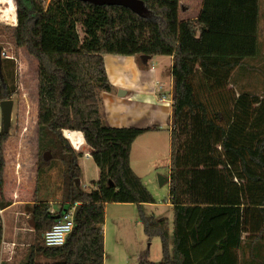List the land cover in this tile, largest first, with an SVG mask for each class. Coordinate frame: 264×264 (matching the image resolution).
<instances>
[{
  "label": "trees",
  "instance_id": "1",
  "mask_svg": "<svg viewBox=\"0 0 264 264\" xmlns=\"http://www.w3.org/2000/svg\"><path fill=\"white\" fill-rule=\"evenodd\" d=\"M141 1L142 12L81 0H51L47 7L44 0H16L13 43L39 63L38 171L54 159L64 165L60 208L52 211L46 201L25 205L35 241L22 264H104L106 205L156 202L131 164L134 141L153 127L103 120L101 93L115 90L107 54L135 56L143 68V56H173V233L169 218L140 210L146 234L163 245L161 262L140 264H264V96L231 86L234 71L261 54V0H203L200 15L185 21L180 0ZM16 70L13 59L3 58L0 102L17 92ZM67 130L81 131L92 148L100 176L89 190L81 185L83 153ZM9 136L0 131L1 188ZM75 204L66 242L47 246L43 234ZM3 233L0 220V244Z\"/></svg>",
  "mask_w": 264,
  "mask_h": 264
},
{
  "label": "rangeland",
  "instance_id": "2",
  "mask_svg": "<svg viewBox=\"0 0 264 264\" xmlns=\"http://www.w3.org/2000/svg\"><path fill=\"white\" fill-rule=\"evenodd\" d=\"M50 2L51 0H44L45 7ZM180 2L181 20L198 17L203 0ZM17 22L16 0H0V46L16 63L18 84L17 92L12 97L15 106L10 136L5 142L7 159L4 186L0 187V209L15 204L0 214L4 228L0 244L1 264H22L28 255L29 246L35 241L32 218L26 212L25 205L46 201L50 202L52 211H57L62 203L64 189V165L60 159H54L51 166L43 167L40 173L38 171L39 63L25 47L17 48L13 43L11 28ZM78 30L84 37L81 24ZM259 38L261 54L257 58L246 60L245 66L237 68L232 75L231 86L237 92L249 91L264 96V0H261ZM157 146L158 149L152 151H142V147L137 146L133 152V168L138 173L142 172L144 183L154 194L156 202L144 204L141 208L134 203L106 205L104 264H140L142 258L154 262L163 260L162 239L159 236L149 237L140 220V210L148 215L155 214L157 218L168 216L171 234L173 233L174 214L172 206L167 205L169 186L168 183L161 184V177L168 176L170 172L171 147L168 143L165 146L158 143ZM8 161L10 170L6 174ZM17 229H20L21 235L17 233ZM262 253L264 255V247ZM39 261L53 262L45 257H40Z\"/></svg>",
  "mask_w": 264,
  "mask_h": 264
},
{
  "label": "crops",
  "instance_id": "3",
  "mask_svg": "<svg viewBox=\"0 0 264 264\" xmlns=\"http://www.w3.org/2000/svg\"><path fill=\"white\" fill-rule=\"evenodd\" d=\"M182 11L185 12L184 10ZM200 12L201 9L198 11L199 15ZM181 13L180 11V20ZM189 19H194V17L181 21ZM104 59L108 77L115 89L113 92L103 91L101 93V111L104 123L114 127H153V129L140 135L133 143L131 164L134 167L133 152L137 146L142 147V151L143 149L149 151L158 149V143H161L163 146L168 143V146L171 147V115L173 103V76L171 71L173 56L149 58L148 66L144 68L138 64L135 56L132 55L107 54ZM119 90H124V94L119 95ZM154 127L156 128L154 129ZM2 129L3 121L0 107V131ZM68 132L65 131V134L69 138ZM70 132H72V137L69 140L77 151L83 153L79 161L82 169L81 185L85 189L87 187L90 189L93 187V182L99 179L100 170L94 162L91 155L92 148L86 143L83 133L78 130H70ZM5 149V152H7V145ZM9 170L10 163L8 161L6 174ZM135 172L144 181L142 172L138 173L136 170ZM164 183H168L170 193V172L168 176L161 177V184ZM14 204L0 209V214L6 212ZM167 205L172 206L171 195ZM171 210H173V206ZM158 218H168V216H159ZM19 230L17 229V233L21 235ZM142 260L151 261L147 258H142ZM159 262L161 261L156 263Z\"/></svg>",
  "mask_w": 264,
  "mask_h": 264
},
{
  "label": "water",
  "instance_id": "4",
  "mask_svg": "<svg viewBox=\"0 0 264 264\" xmlns=\"http://www.w3.org/2000/svg\"><path fill=\"white\" fill-rule=\"evenodd\" d=\"M81 1H89L93 2L98 5H104V4H111V5H123L130 8H133L137 11H144V4L141 0H81ZM4 51L2 47L0 46V72L2 69V60L4 58ZM143 59L147 61L149 59V56H143ZM124 90H119V95L124 94ZM14 106H15V100L13 98L3 99L0 102V107L2 111V121H3V129L5 132H8L10 130L12 119H13V112H14ZM52 157V153L47 151L44 154V159L49 160Z\"/></svg>",
  "mask_w": 264,
  "mask_h": 264
},
{
  "label": "built area",
  "instance_id": "5",
  "mask_svg": "<svg viewBox=\"0 0 264 264\" xmlns=\"http://www.w3.org/2000/svg\"><path fill=\"white\" fill-rule=\"evenodd\" d=\"M4 53V58H9L7 52L4 51ZM67 131L70 132V130ZM75 210L76 204L62 213L53 227L43 234L44 242L47 246H60L66 242L68 235L73 231L75 226Z\"/></svg>",
  "mask_w": 264,
  "mask_h": 264
},
{
  "label": "bare ground",
  "instance_id": "6",
  "mask_svg": "<svg viewBox=\"0 0 264 264\" xmlns=\"http://www.w3.org/2000/svg\"><path fill=\"white\" fill-rule=\"evenodd\" d=\"M68 136H69V138L71 139V137H72V132H68Z\"/></svg>",
  "mask_w": 264,
  "mask_h": 264
}]
</instances>
